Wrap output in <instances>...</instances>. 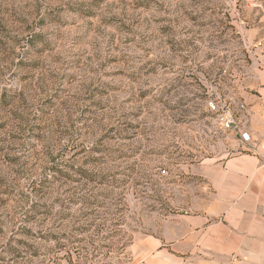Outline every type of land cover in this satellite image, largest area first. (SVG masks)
<instances>
[{
  "label": "rangeland",
  "instance_id": "obj_1",
  "mask_svg": "<svg viewBox=\"0 0 264 264\" xmlns=\"http://www.w3.org/2000/svg\"><path fill=\"white\" fill-rule=\"evenodd\" d=\"M263 72L264 0H0V264H209L180 245L199 168L242 152Z\"/></svg>",
  "mask_w": 264,
  "mask_h": 264
},
{
  "label": "crops",
  "instance_id": "obj_2",
  "mask_svg": "<svg viewBox=\"0 0 264 264\" xmlns=\"http://www.w3.org/2000/svg\"><path fill=\"white\" fill-rule=\"evenodd\" d=\"M257 77L245 130L251 141H240L242 152L225 162L199 168L206 194L192 206L180 243L194 260L264 264V72Z\"/></svg>",
  "mask_w": 264,
  "mask_h": 264
},
{
  "label": "trees",
  "instance_id": "obj_3",
  "mask_svg": "<svg viewBox=\"0 0 264 264\" xmlns=\"http://www.w3.org/2000/svg\"><path fill=\"white\" fill-rule=\"evenodd\" d=\"M61 134H62L61 132L57 131L56 135L55 134L53 135L52 140L49 142V146L47 147L48 151L45 154L46 159H47V162L45 163L46 167H47L46 169H49V172L52 173L51 177H54V180H56V181L61 179V176H62L61 168L64 167V164H63L64 162L63 161H64L65 157L68 156L67 155V148L65 146H60V144H59L60 143V139H61ZM43 139H45V137H43ZM72 148L73 149H77L76 147H72ZM75 166H76V164L73 165V166H65V167H68V169H72V172H74L75 175L80 176L82 178V180H84V183L80 184V186H79V188L77 190H82V191L86 190V189L88 190L89 187H91L90 185L92 183L96 182L95 180L92 179V178H95L93 173H90V172H88L86 170L75 168ZM67 177H69L71 179V181H73V182H78L77 180H72V178L70 176H68V175H67ZM58 182H60V181H58ZM40 186L45 188V183H40V184L37 185V183L33 182L31 184V186H30L31 189H32V193H35L36 195L41 193L40 192ZM37 187H39V188H37ZM74 200H76V199H73L71 201H74ZM83 200L85 202V205H93V204H89V202H87L88 200H86V198H83ZM118 226H120V225L118 223H116L113 226V228L114 227H118ZM96 228H97V232H96L97 235H96L95 238L103 235L105 232H108V229L105 228V227H101V226L99 227L98 226ZM113 228H112L111 232H108V233H110L109 234L110 237H113V236L115 237L116 235H118V234H116V232H114ZM86 232H87V230H86ZM61 237L62 238H58L57 239L58 240L57 242H59L61 239L68 238V237H69V239H72L71 240L72 244H74L76 242V239H75L74 236L71 237V236L62 235ZM128 241H130V240H128ZM90 246H91V250H92V252L94 254L98 250V247H96L98 245H96V242L93 241L92 238L90 239ZM58 249H61L59 243H58ZM73 251H74V253L75 252H79V251H77V249H74ZM73 251H71V249H70L67 252L69 254V256L73 255ZM84 253H85V256L92 255V254H89V252H85V251L82 254L84 255ZM56 255H54L52 257V260H54L55 264H58V263H56V260L58 259V258L55 257ZM81 258H83V257H81ZM72 260L70 261L71 263H72Z\"/></svg>",
  "mask_w": 264,
  "mask_h": 264
},
{
  "label": "built area",
  "instance_id": "obj_4",
  "mask_svg": "<svg viewBox=\"0 0 264 264\" xmlns=\"http://www.w3.org/2000/svg\"><path fill=\"white\" fill-rule=\"evenodd\" d=\"M223 122H224L223 125L226 129L235 128L238 130V133L240 134V137H241V141L243 143H249L251 141L250 135L245 130L235 126L234 119L232 118L231 115L226 116Z\"/></svg>",
  "mask_w": 264,
  "mask_h": 264
}]
</instances>
